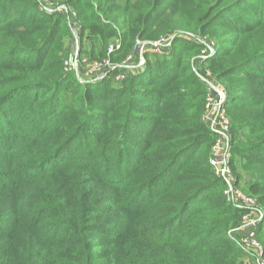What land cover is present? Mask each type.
<instances>
[{"label": "trees", "instance_id": "trees-1", "mask_svg": "<svg viewBox=\"0 0 264 264\" xmlns=\"http://www.w3.org/2000/svg\"><path fill=\"white\" fill-rule=\"evenodd\" d=\"M15 1L20 8L0 0V264H241L228 235L238 239L243 212L221 195L208 163L214 136L200 120L205 85L191 65L201 44L173 39L162 55L146 50L131 86L120 81L99 95L64 72L72 35L61 18L39 12L36 0ZM117 1L65 0L80 40L90 22L123 31L117 51L88 55L113 64L134 55V40L166 36L148 39L153 27L167 29L164 0H131L144 6L131 4V16ZM177 5L170 26L201 36L213 24L225 29L194 68L224 89L233 176L264 214V0ZM62 89L75 101L57 109ZM7 104L38 120L14 123ZM81 135L94 143L65 159ZM256 235L264 248V216Z\"/></svg>", "mask_w": 264, "mask_h": 264}, {"label": "rangeland", "instance_id": "rangeland-1", "mask_svg": "<svg viewBox=\"0 0 264 264\" xmlns=\"http://www.w3.org/2000/svg\"><path fill=\"white\" fill-rule=\"evenodd\" d=\"M83 1L87 2L88 0H83ZM124 1L125 0H118L117 1L118 2L117 5H120L121 7H124L126 5L127 6L126 9H127V12H128L129 16H131V4L132 5H136L139 10H143L144 9V6L141 3L136 4L135 1L131 2V0H129L128 4H126V2H124ZM194 1H205V0H193V2ZM36 2H37V6H38L39 12L48 13L49 15H51L53 17H58V18L60 17L61 20H62V23L65 25V27L68 29V31L72 35V44H69V48H70L69 50L70 51L67 54L64 52L66 54L65 59L63 57L65 55L62 56L63 69H64L65 73L69 72L70 75L75 76L76 80H77L78 77H81L83 79H86V78L89 79L86 82V84L89 83L90 86H91L90 87L91 91L94 92V90H97L96 92H99V95H100L101 92H103L105 90L108 92L111 89H115V87H112L110 85H112V84L113 85H119L118 83L120 81H124L125 80L126 81L125 83H126L127 87L131 86L130 82L127 81V80L132 75H136L137 72L139 73V72L142 71L141 70L142 69V65H139V61L140 60H139V56L138 55H136L135 57L131 58V65H130L131 68H128V69L120 68V67L119 68H114L112 70V72L110 71V73L108 75H106L102 79H97V80L95 78H97L96 74H98L97 72H99V65L103 63V61L105 60L106 57L104 56L101 60H96L95 58H93L91 56H88L89 53H92V56H97L98 57V55L101 52H105V51L108 52V49H109L110 46L115 45V44H119L120 45L121 31L122 30L121 31L118 30V33L117 32H113L112 33L109 30L102 31L101 28L100 29L98 28V26L96 25V22H90V23H88L86 25V27H85L86 31L83 32L82 38L80 40V37L78 36L80 28L76 24L77 21H78L77 17H73L72 18L71 14H73V11H72L73 8H69L65 4V0H60V1H58V0H36ZM177 2H178V0H164V6H162L160 8V10H159V11H163V9H164L165 20H166V23H167L166 33H163L161 31H159L158 29H156V26H155V27L152 28V31L146 37L148 39H155V38L162 37V36H165V35L166 36L160 38L157 41H153V42H148V41H141V42L155 43V42H158V41H163L162 44L164 45V44H166V40H168V39L172 40V41H173V39H179V40H181L183 42H186L188 44L189 43L190 44H197V43L199 44L200 43L201 46H202L200 48L201 50H199V53H198V50H197L194 58L192 59L191 68H192L193 73L195 74V76L198 79H199V77L197 76V73L199 74V76H205V79H206V75L205 74H206V72H208L207 68L206 67H201L199 69V70H201V72H198L197 70H198L199 67L198 68H194V63L196 62V60H198V62H200L199 59H198V56L201 54V51H206L205 46L203 45V42L206 45L211 46L212 48H214L215 44H219L220 41H221V37L226 33L225 29H223L221 26L220 27H214L213 25H215V24H213L211 27H209L208 31L206 32L207 34H205L204 36H201L193 28L185 30V29L176 27L175 26L176 20L173 21V27L170 26V21L174 17L173 14L178 11ZM90 3H93V5H96L95 1H91ZM211 4L212 3L209 2V5H211ZM11 5H13V6L17 7V8H20V5L15 0H11ZM62 5H65V7L67 8L68 12H70V15L67 16L66 12L60 10V7ZM48 11H50V12H48ZM90 13H92V10L87 15H90ZM128 20H130V19H128ZM216 23H220V22H216ZM116 25H118L119 27H123L122 26V22H120L119 24H116ZM73 26L75 27V29H73ZM118 26H115V27L117 28ZM197 30H198V26H197ZM129 32H130V30L128 29V33ZM66 35H68L67 32L60 31L58 36L56 37L57 41H59V43L62 45V49H65L68 46V37H69V35L68 36H66ZM0 39L3 40V36L1 34H0ZM135 41L136 40H134L133 42H135ZM75 44H76V46L78 48H77L76 52H73ZM130 44H131V36L129 37V42L126 40V48L129 47ZM80 46L84 49V51H86L85 54L81 55L79 53ZM165 49H167V48H165ZM28 54H30V53H28ZM74 54L77 55L76 56V59H77L76 68H73V67L68 65V67H67L68 69H65V67H66L65 63L69 62L70 57H74L75 56ZM214 54H215V52H214ZM129 55H131V54H128L126 56H129ZM30 56H32V55L30 54ZM162 58H164V57L163 56H161V58L157 57L158 62H155V64L157 66H159L160 62L163 60ZM119 66H121V65H119ZM94 67H97L98 69H94ZM164 67L165 66H161V67H158V68L159 69H163ZM122 70L126 71V72H123L124 78L120 79L118 81L117 76L122 73ZM90 77H92L93 80H90ZM108 77H111L113 79L111 81V83L109 82L110 84H108L106 82H102L104 78H108ZM237 79L238 78H231V79H229V81H232V82H234L236 84V83H238ZM98 83H100V84H98ZM215 84L218 86L219 83L218 84L215 83ZM57 95L59 97L58 98V101H59L58 103L59 104H58L57 109H59V107L62 106L61 104H63V105L64 104H70V103H73L75 101L74 97L71 96V93L67 89L59 90L57 92ZM203 95L204 96H201L199 98V101H201V104L203 105L202 114L200 116V120H201V123L205 125V123L203 122V116L206 113L205 112V105H206V100H207V97H208L207 86H205V88H204V94ZM135 108L137 109L138 107H135ZM4 109H5L6 112L12 113V117H13L12 121L14 123H16L17 120H24V121H28V122L24 123V125H26V124L29 123V121H32L34 118L37 119L35 116L30 114L29 111H27L25 108H23L21 106H15L14 107L12 105L7 104ZM139 109H142V108H139ZM136 111L139 113L142 110H136ZM225 115H226L227 119L229 120V118H228L226 113H225ZM205 127H206V125H205ZM20 129H21V127H20ZM229 135H230V130H229ZM85 138H87V139H85ZM230 138H231V136H230ZM94 140L95 139L92 138V137L88 138V137H84L83 135H81L76 140L75 144H73V146H71L70 151L68 152V150H67L68 154H66L64 156V158L66 159V157H68V158L71 157L74 151H81L83 149L86 150V149L90 148V146L94 143ZM210 151H211V149H210ZM86 158H88V156ZM75 160L78 161V158L75 159ZM230 161H231V159H230ZM229 168H230L231 175L233 176L234 172L232 171L231 164H229ZM238 170H239V168H237L235 170V172H237ZM213 176H215V175L213 174ZM215 178L220 181L219 189L221 190V195H222L224 201L228 204L227 199L224 196V191H225V188H226V184H225L224 180H222L221 178L219 179V177H217V176H215ZM235 182H236V188L239 191H241L244 195H246L248 197H251L253 199L255 198V196L252 197V196H249V195L245 194V192L243 191V190H245L243 188V186H245V185L242 186L241 182L237 183L236 179H235ZM228 238L231 239V241L233 243L235 241H237V239L234 236H232L230 233L228 235ZM263 243H264V241H263ZM242 259H243V254H242L241 260Z\"/></svg>", "mask_w": 264, "mask_h": 264}, {"label": "built area", "instance_id": "built-area-1", "mask_svg": "<svg viewBox=\"0 0 264 264\" xmlns=\"http://www.w3.org/2000/svg\"><path fill=\"white\" fill-rule=\"evenodd\" d=\"M60 1V0H58ZM61 11L66 12V15H70L65 5L60 7ZM50 12V11H48ZM72 18L75 17V13L71 14ZM73 29L75 27L73 26ZM172 40H166V44H162L163 41H158L155 43L141 42L139 40L135 41L134 55H129L121 64L111 63L109 57H106L102 64L99 65V72L96 74L95 78L102 79L106 75L112 72L114 68H131V58L136 55L139 56V65L142 67L145 64L144 52L146 50L152 51L154 54L161 55L165 48H170ZM206 51H201V54L198 56L200 62L212 57L214 55V48L206 45L203 42ZM120 47L119 44H115L109 47L107 55L118 50ZM76 44L74 45L73 52L77 51ZM74 57H70L69 62L65 63V69H68V65L76 68L77 59L76 54ZM121 65V66H119ZM94 69H98L94 67ZM123 72L117 76L118 81L124 78ZM203 75V74H202ZM205 76H197L203 82L208 89V97L205 105V114L203 116V122L206 125V128L214 136V142L211 147L210 157L208 159L209 166L212 170V173L224 180L226 188L224 191V196L227 199L229 205L238 211H242V217L240 219V225L235 229L238 234V239L235 241L242 254L243 259L241 264H264V248L262 243L259 241L256 235V228L263 219V211L257 205L255 199L244 195L241 191L236 188L235 178L231 175L229 164L231 159L230 153V143L231 138L229 135L230 122L227 119L223 105L226 100L224 89L213 79L210 72H206ZM89 79H83L81 77L77 78V81L81 84H84ZM90 80H93L90 77ZM217 83L218 86L215 84Z\"/></svg>", "mask_w": 264, "mask_h": 264}]
</instances>
